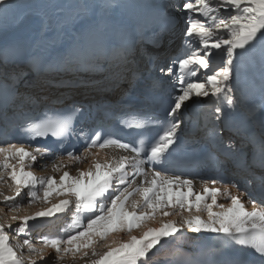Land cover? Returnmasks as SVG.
Listing matches in <instances>:
<instances>
[{
  "label": "snow or ice",
  "instance_id": "6c2138e0",
  "mask_svg": "<svg viewBox=\"0 0 264 264\" xmlns=\"http://www.w3.org/2000/svg\"><path fill=\"white\" fill-rule=\"evenodd\" d=\"M20 7L19 0H0V126L5 137L14 129L21 141H0V187L11 193L0 191V204L13 213L46 207L13 214L7 223L0 218V264H48L46 249L55 254L51 264L66 257L71 264H150L158 254L160 264H175L167 248L187 232L214 240L204 251L212 264H264V131L253 135L251 114L239 123L232 119L244 103V92L236 93L249 53L259 45L264 56V0H76L70 6L48 0L16 11ZM177 27L182 43L170 55ZM66 39L71 42L61 49ZM143 56L157 73L145 85V100L162 91L165 80L172 88L164 117L150 118L159 135L142 138L149 121L141 114L119 121L137 131L131 142L103 125L77 128L92 109L66 105V91L115 86L119 81L105 75L110 66L112 75L143 84L132 67ZM201 98L214 101V120L199 143L223 156L217 157L221 170L231 164L244 174L243 185L221 189L213 178L197 191L190 173L164 166L182 143L184 109ZM70 141L82 151L66 148ZM50 155V165L41 167L52 174L37 176L33 165ZM250 186L260 189L259 203ZM70 209L71 222L59 234L39 237L37 247L34 224ZM13 234L22 241L14 245Z\"/></svg>",
  "mask_w": 264,
  "mask_h": 264
},
{
  "label": "bare ground",
  "instance_id": "6f19581e",
  "mask_svg": "<svg viewBox=\"0 0 264 264\" xmlns=\"http://www.w3.org/2000/svg\"><path fill=\"white\" fill-rule=\"evenodd\" d=\"M47 2H48V0H19V3L22 5V7L16 9V11H23V5H29V4L38 5V4H43V3H47ZM57 2L70 6V5L74 4L76 2V0H57ZM142 2L152 3V2H154V0H142ZM71 11H72V9L70 7L66 8V13H70ZM179 34H180V29H179V27H177V30L175 33V38H174L173 42L170 45H168V53L167 54L174 55L175 52H178V49L180 47L179 44H180V40H181V35L179 37ZM92 39L93 38L90 36L84 37V40L86 42L91 41ZM67 42H71V40L67 39ZM145 47L150 52L155 51L150 44H146ZM143 59H145V62H143ZM147 61H148V58L146 56H143L141 58H138L134 62L132 67L135 71L143 70V69L147 68V65H146ZM248 61H250V68L246 71V73L243 75V77H241L239 86H240L241 90L244 92V100L252 101L253 106L250 109V111H248V109H246V107L249 108V106L248 105L244 106V105H246V103H243V105L241 107V112L244 115H249V114L253 115L254 120H262V119H264V56H262V54H261V50H260L259 45L257 46L256 49L252 50L249 53V60ZM114 71H115V66H110L109 70L105 71V75L108 77L109 80H118L119 81L118 84L102 91L100 95H103V96L108 97V98H116L112 95V88H114L113 92H116L117 90L119 91V89L123 88L124 85H126L127 81H129L131 78V76H129V78L126 80L120 76V73H116V75L114 76L111 74ZM97 93L98 92H93L91 90H85L83 88H71V89H68L66 91L65 98L74 95L72 98L79 100V99H81L80 96H89V98H90V96H93ZM196 102L207 103V102H214V101L211 99H208V98H201V99H197ZM193 104H194L193 102L189 103V105L191 107ZM188 110H189V106H187L184 109L185 114L189 113ZM54 158H55L54 156L50 155V156H45L41 159H38L37 162L33 165L32 170L35 172V174L37 176L52 174L50 167H48L47 169H44L41 167V165L42 164H49L50 165L51 161ZM101 158H103V153H101ZM76 167H87V163H85L83 165H74L72 168L73 172L75 171ZM239 176H240L239 174H235L231 177V179H229V183H218L215 185V187H219V188L223 189L224 187L229 186L231 183H236V182L240 183V181L238 179ZM193 179L196 181L195 189L197 191L201 190V181L202 180H210V179H200V178H193ZM0 189H2V191L5 192V194H9V191L6 187H0ZM231 190L233 193H235L237 191V189H235V188H233ZM239 191L241 193H243L245 190L243 187H240ZM244 199L247 201L248 197L245 196ZM53 200L55 202V198H53ZM218 202L219 203H227V201L224 200L223 197H220L218 199ZM24 203H25V205L27 204L26 201H24ZM257 203H259V202H257ZM246 206L250 207L249 204H246ZM43 207H46V205L35 204V205H32L31 207H27L26 211H21L19 213H13V212H9L6 206H4L3 204H0V208H4V212L0 213V216L6 217L5 223H7V220H9V217L13 214H16V215L32 214L35 211H38ZM7 213H8V216H7ZM70 213H71V211H68L65 214H58V218L53 217L51 219H43L39 223H35L33 228H32V232L34 231L35 234H38V235H36V239H37L36 245L40 247V244L38 243L39 237H41L43 235H50L54 231V228L57 227L60 223L66 222L67 224H69L71 222V220L69 218ZM171 218L172 219H179L178 217H171ZM205 218H206V216H205ZM68 219H69V221H66ZM30 223H33V222H30ZM67 224L66 225L62 224L61 229L65 228L67 226ZM46 228H47L48 232L45 230ZM185 231L187 232V230H185ZM136 234L138 235L139 233L137 232ZM194 237H195V234H193L191 232H187V236H186V238H184L183 241L172 242L171 246L167 248V251L170 254L172 249H174L176 247L194 246L196 244L204 242L205 238L202 237L199 240H197V239H194ZM163 251H165V249H161V252H163ZM179 253H180V251H179ZM53 254L48 255V250L47 249L45 250V255L48 257V264H51L52 259H53ZM158 257H159V254H158ZM158 257L154 258L150 262V264H160ZM64 264H71V257H66Z\"/></svg>",
  "mask_w": 264,
  "mask_h": 264
},
{
  "label": "rangeland",
  "instance_id": "374dc122",
  "mask_svg": "<svg viewBox=\"0 0 264 264\" xmlns=\"http://www.w3.org/2000/svg\"><path fill=\"white\" fill-rule=\"evenodd\" d=\"M179 24L180 25H182L183 24V20L182 19H180L179 20ZM180 35H181V32H180V34H179V37H180ZM70 44V42H67V39L65 40V41H63V43L59 46L61 49H64V48H67V46ZM143 62H145V59H143ZM130 80H131V78H130ZM129 80V81H130ZM97 94H101V92H98ZM74 95H72V97H73ZM190 103V102H189ZM189 103H188V105H189ZM0 191H2V189H0ZM9 194H11L10 192H9ZM69 211H71V213H70V215H69V218H70V220H71V216H72V211H73V209H70ZM7 216H8V213H7ZM0 218H2L3 219V221L5 222V218L6 217H4V216H0ZM66 221H69V219L68 220H66ZM7 222H9V220H7ZM62 224L63 225H66L67 223L65 222V223H60L57 227H55L54 228V231L51 233V234H58V233H60L61 232V226H62ZM46 231H47V228L45 229ZM48 232V231H47ZM40 233V232H39ZM36 235H38V234H35V232L33 231L32 232V236H31V239H32V241H33V243H36ZM22 239H23V237H16L14 234H13V237H12V243L15 245V244H17L18 242H20V241H22ZM37 246V245H36ZM37 247H39V246H37ZM25 255H27V253L25 252ZM54 255L55 254H53V257H54Z\"/></svg>",
  "mask_w": 264,
  "mask_h": 264
}]
</instances>
